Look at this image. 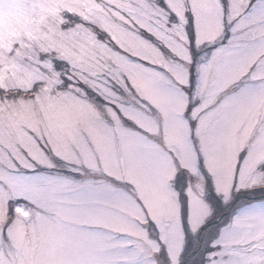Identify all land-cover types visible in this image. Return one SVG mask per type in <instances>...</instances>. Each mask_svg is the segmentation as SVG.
<instances>
[{
  "label": "rangeland",
  "instance_id": "1",
  "mask_svg": "<svg viewBox=\"0 0 264 264\" xmlns=\"http://www.w3.org/2000/svg\"><path fill=\"white\" fill-rule=\"evenodd\" d=\"M37 83L0 92V264H264V0H0V91Z\"/></svg>",
  "mask_w": 264,
  "mask_h": 264
},
{
  "label": "trees",
  "instance_id": "2",
  "mask_svg": "<svg viewBox=\"0 0 264 264\" xmlns=\"http://www.w3.org/2000/svg\"><path fill=\"white\" fill-rule=\"evenodd\" d=\"M224 5L226 6L227 5V3H226V1H225V3H224ZM63 17L64 18H66L67 19V23L66 24H64L63 26H65V27H72L73 25H74V23L76 22V21H79V19L77 18V17H75L74 15H72V14H70V13H64L63 14ZM226 32V34L224 35V37H223V42H226V39H224V38H227V36H228V30H226L225 31ZM191 37V47H192V54L194 55V59L196 60V57L202 52V50H205V49H208V48H206V47H202V50H197L196 48H195V43H193L194 42V40H195V38H193V36L191 35L190 36ZM205 48V49H204ZM212 48H214V46H212V47H210L208 50H211ZM54 53H52V54H48V57L51 59V60H53L54 61V63H55V67L57 68V70H59L62 74L61 75H63V73L65 74V73H70L69 71H70V67H69V65L66 63V62H63V61H59V59L58 58H56V57H54V56H52ZM192 70H193V68H191ZM66 75V74H65ZM64 79H66V77H64ZM67 82L65 81V83H63V85L62 86H59L58 87V90H62L64 87H67L66 84ZM41 87V84H39V83H37V84H34V87H32L31 89H30V91H24V90H20V89H15V90H9V91H5V90H1L0 92L2 93V95H5L6 97H11V96H24L25 98H33L34 97V95H35V92H38L39 91V88ZM63 170V172H64V169H62ZM184 174H185V172H186V170H184V169H182L181 170ZM65 172H67V171H65ZM187 173V172H186ZM188 174V173H187ZM178 176H180V172H178ZM174 183H175V180H174ZM175 186H176V189L179 191V194L181 195V194H184L185 195V189H186V187H187V185H186V183H179V182H176V184H175ZM214 197V196H213ZM214 199H215V197H214ZM11 209H12V207H11ZM216 215L215 216H213V219H215L216 217L218 218L219 217V215H221L222 214V212H223V210H220V209H217L216 210ZM11 213V212H10ZM211 225H213V224H211ZM210 225V226H211ZM187 240H188V238H187ZM194 243V241H192V244ZM192 244H187V246L189 247H192ZM192 249V248H191ZM194 249L195 248H193L192 249V251H194ZM191 251V252H192ZM190 252V253H191ZM189 253V252H188ZM199 253V252H198ZM198 253H196L194 256H196ZM200 254V253H199ZM194 256H192L191 258H193Z\"/></svg>",
  "mask_w": 264,
  "mask_h": 264
},
{
  "label": "water",
  "instance_id": "3",
  "mask_svg": "<svg viewBox=\"0 0 264 264\" xmlns=\"http://www.w3.org/2000/svg\"><path fill=\"white\" fill-rule=\"evenodd\" d=\"M252 198H253V199H260V198H264V195H260V196H256V197H252ZM225 214H227V213H225ZM225 214L221 215L217 220L213 221L212 224H215V223L219 222V221L224 217ZM208 225H209V224H206V225L203 227V229L206 228ZM201 233H202V230H201V232H200V237H199V239H200V245L202 244V236H201ZM197 251H198V250H196V251H194L193 253H191V255H189V257L194 256V255L196 254ZM189 257H187V258L185 259V261L188 260Z\"/></svg>",
  "mask_w": 264,
  "mask_h": 264
}]
</instances>
